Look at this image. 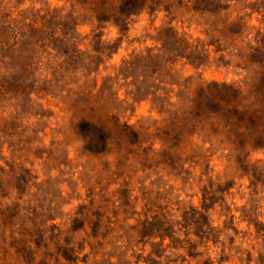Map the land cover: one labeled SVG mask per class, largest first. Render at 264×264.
I'll use <instances>...</instances> for the list:
<instances>
[{
    "label": "rangeland",
    "instance_id": "374dc122",
    "mask_svg": "<svg viewBox=\"0 0 264 264\" xmlns=\"http://www.w3.org/2000/svg\"><path fill=\"white\" fill-rule=\"evenodd\" d=\"M155 1L121 31L102 0H0L80 41L52 94L0 95V264H264V0Z\"/></svg>",
    "mask_w": 264,
    "mask_h": 264
},
{
    "label": "trees",
    "instance_id": "16d2710c",
    "mask_svg": "<svg viewBox=\"0 0 264 264\" xmlns=\"http://www.w3.org/2000/svg\"><path fill=\"white\" fill-rule=\"evenodd\" d=\"M77 1L87 3L86 0ZM108 2L109 0H102L104 8L96 20L101 23L111 22L121 31L128 29L132 17L156 5L155 0H120L116 6ZM76 19L75 13L72 12L64 16L47 14L41 16L39 22H27V19L14 18L0 9V95L10 92L19 96H30L34 93L52 94L48 86L53 87L56 84V76L67 71L66 64L71 66L72 61L75 63L78 59L76 54L79 51L80 41L76 36L79 25ZM188 47L191 48L190 45ZM104 49L107 48L104 46ZM157 56L151 50L148 54H140L137 59L142 63L159 62ZM90 57L93 58V56ZM46 59L48 62L61 59V63L55 68L51 66L46 68L44 62ZM135 61H126L124 66L129 70L134 67ZM87 70L92 71L90 67ZM72 72L75 73L76 70ZM37 76L44 79L42 80L45 83L44 86L40 85L41 80H36ZM29 85L36 87L34 92L29 91ZM148 95L153 96L152 103L160 109L161 113L168 114L170 108L175 106L172 97H168L164 88L155 89ZM125 126L130 127L129 124ZM78 128L85 135L91 149L103 148L107 141L104 129L86 121H82ZM4 219L5 213L0 211V221L3 225ZM18 232L21 235H29L22 231ZM167 236L170 234H164L163 238Z\"/></svg>",
    "mask_w": 264,
    "mask_h": 264
}]
</instances>
